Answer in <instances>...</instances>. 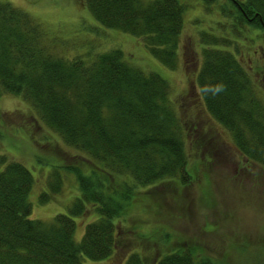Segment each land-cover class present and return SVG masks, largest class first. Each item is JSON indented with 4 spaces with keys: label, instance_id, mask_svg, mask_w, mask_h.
I'll return each instance as SVG.
<instances>
[{
    "label": "trees",
    "instance_id": "1",
    "mask_svg": "<svg viewBox=\"0 0 264 264\" xmlns=\"http://www.w3.org/2000/svg\"><path fill=\"white\" fill-rule=\"evenodd\" d=\"M211 8L222 0H201ZM237 27L264 35V0H225ZM95 21L144 42L149 53L176 68L187 8L179 0H85ZM228 16V11H224ZM244 26V25H243ZM47 30L31 14L0 3V99L22 98L43 124L95 168L63 166L81 196L52 222L34 217L37 179L0 149V264H94L118 246L119 222L132 223L134 202L146 188L189 176L187 133L170 102L169 82L147 74L120 49L87 60L58 54ZM197 83L206 111L232 136L240 154L264 168V100L237 58L203 35ZM65 179L56 169L39 195L45 206ZM97 216L77 236V220ZM133 231V230H132ZM127 264H145L133 254ZM156 264H205L193 251L162 256Z\"/></svg>",
    "mask_w": 264,
    "mask_h": 264
},
{
    "label": "rangeland",
    "instance_id": "2",
    "mask_svg": "<svg viewBox=\"0 0 264 264\" xmlns=\"http://www.w3.org/2000/svg\"><path fill=\"white\" fill-rule=\"evenodd\" d=\"M179 1L187 8L186 23L172 69L155 59L142 40L101 27L85 0H0L31 14L47 30L56 52L68 59L90 60L120 49L130 64L169 82L171 105L188 137V179L165 180L141 190L132 223L118 224L117 250L94 264H127L133 254L145 264H156L178 251H193L205 264H264V168L243 157L230 133L206 111L197 83L202 52L208 47L202 37H216L219 51L237 58L264 100V35L246 24L235 27L234 11L225 0L211 8L201 0ZM0 149L37 179L30 202L34 217L46 223L66 214L81 196L75 175L62 167H96L49 130L29 102L10 95L0 99ZM56 169L65 179L62 191L41 206L39 195ZM96 220L92 212L77 220L78 238Z\"/></svg>",
    "mask_w": 264,
    "mask_h": 264
}]
</instances>
